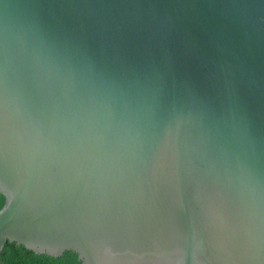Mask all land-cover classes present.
<instances>
[{
    "label": "water",
    "instance_id": "water-1",
    "mask_svg": "<svg viewBox=\"0 0 264 264\" xmlns=\"http://www.w3.org/2000/svg\"><path fill=\"white\" fill-rule=\"evenodd\" d=\"M0 193V255L264 264V0H0Z\"/></svg>",
    "mask_w": 264,
    "mask_h": 264
},
{
    "label": "trees",
    "instance_id": "trees-1",
    "mask_svg": "<svg viewBox=\"0 0 264 264\" xmlns=\"http://www.w3.org/2000/svg\"><path fill=\"white\" fill-rule=\"evenodd\" d=\"M6 203V198L0 193V211ZM1 264H82L78 254L66 251L62 256L53 257L46 254H37L18 246L16 243L7 242L0 255Z\"/></svg>",
    "mask_w": 264,
    "mask_h": 264
}]
</instances>
